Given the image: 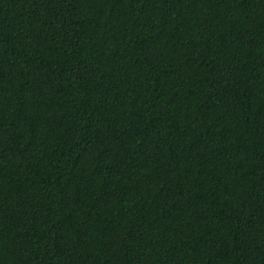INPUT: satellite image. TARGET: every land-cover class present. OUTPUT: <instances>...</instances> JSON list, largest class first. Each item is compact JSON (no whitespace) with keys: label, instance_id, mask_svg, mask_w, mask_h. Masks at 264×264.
<instances>
[{"label":"trees","instance_id":"trees-1","mask_svg":"<svg viewBox=\"0 0 264 264\" xmlns=\"http://www.w3.org/2000/svg\"><path fill=\"white\" fill-rule=\"evenodd\" d=\"M0 264H264V0H0Z\"/></svg>","mask_w":264,"mask_h":264}]
</instances>
